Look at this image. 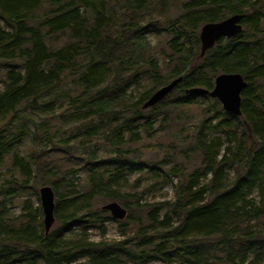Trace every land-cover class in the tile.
<instances>
[{
  "label": "trees",
  "instance_id": "1",
  "mask_svg": "<svg viewBox=\"0 0 264 264\" xmlns=\"http://www.w3.org/2000/svg\"><path fill=\"white\" fill-rule=\"evenodd\" d=\"M171 1L176 14L169 0H0V63L7 69L0 264H264V0ZM236 14L244 15L243 32L200 58L202 26ZM149 34L168 36L169 51L153 46ZM222 73H240L248 83L241 116L210 96L187 94L213 90ZM180 77L169 96L143 108ZM193 107L202 118L189 151L200 166L175 186L173 200L141 206L135 175L168 185L184 174L178 164L164 169L170 156L146 157L137 146L169 133ZM8 160L11 175L3 179ZM34 183L55 191L56 226L48 236L42 207L30 199L20 224L9 216ZM101 200L130 210L133 236L106 241L107 222H118L123 235L127 223L98 208Z\"/></svg>",
  "mask_w": 264,
  "mask_h": 264
},
{
  "label": "rangeland",
  "instance_id": "2",
  "mask_svg": "<svg viewBox=\"0 0 264 264\" xmlns=\"http://www.w3.org/2000/svg\"><path fill=\"white\" fill-rule=\"evenodd\" d=\"M169 3L171 5L173 4V7H171V9L175 14L180 11L178 9L177 4H174L171 0H169ZM147 37L149 41L152 42L153 46H156L158 49H163L164 51H169L166 45L168 36L164 34L161 36H156L155 34H149ZM158 52L161 53L160 51ZM161 65H162L163 73L167 74L170 72L171 67L167 65L166 61L162 60ZM5 68L3 63H0V91L2 89L1 79L4 77V74L7 71V69ZM262 87L264 90V81L262 82ZM205 102L208 103V101ZM29 114H30L29 112L24 113V115H29ZM42 118L44 117L42 116L39 119ZM201 118H202L201 109L197 107H193L191 108V110L187 112L186 117L181 118L180 120L177 121L176 124H174L173 129L169 133H165L164 135H160V136L156 135V137L152 140L146 139L137 146L139 148L141 147V150L150 153L149 155H146V157L152 156V158L155 159H164L166 158V156H170L168 157V160H173L174 162L168 163L164 169L168 170L171 165L178 164L184 174L182 177H178V178L173 177L172 181L168 185L166 184L155 185L154 184L155 179L152 177L151 174L144 173L143 176H141L140 174L135 175L131 181L135 182L136 183L135 185L141 186L139 192L144 193L142 194L143 200L141 201L140 204L141 206L173 200L175 197V186L178 185L180 182H182V179L186 178L187 175L190 174L195 168L200 166L201 158L199 156L193 155L189 151V148L193 145L195 141L197 127L198 124L200 123ZM26 151H32L29 141L27 142ZM60 162L62 165L66 167L71 166L72 164V162H69L64 158L61 159ZM11 170H12L11 161L8 160L7 163L4 165V167L1 168L2 171L1 177L3 179H9V176L11 175ZM161 175L163 174L161 173ZM229 175L230 177H232L233 171H230ZM138 180L140 181L139 183H137ZM38 181L40 180L38 179ZM5 184H7V181L5 182ZM42 186L43 185H38L37 183L31 184L32 188H30L25 193H23L21 198H17L16 200H14V205L11 206L9 211V216L12 219V223L15 224L21 223L22 219L20 218V215L24 200L30 199L35 207L41 206L39 189ZM111 202L112 201L109 200H101L100 202H98L97 207L102 208L104 205L109 204ZM129 213L130 210H128V215ZM134 215H137L135 217H139L140 215L142 216V219L145 220L142 212H139L138 209L134 211ZM124 223H127V228H126L127 232L125 235H123L122 233L123 231L120 229L118 222L116 221L107 222L106 241H108L109 243L120 242L126 240L129 236H133L135 233L132 230V226L134 222L132 223L131 220H126L124 221ZM55 226L56 224L54 225V227ZM90 233L92 240L98 242L101 239L100 234L96 230H91ZM41 264L44 263L41 262ZM124 264H135V263L132 262L130 259L125 258ZM149 264H163V263L154 261Z\"/></svg>",
  "mask_w": 264,
  "mask_h": 264
},
{
  "label": "water",
  "instance_id": "3",
  "mask_svg": "<svg viewBox=\"0 0 264 264\" xmlns=\"http://www.w3.org/2000/svg\"><path fill=\"white\" fill-rule=\"evenodd\" d=\"M243 14L232 15L220 22L207 23L200 31L201 55L203 58L207 51L213 49L221 39H233L244 30ZM183 78L175 79L171 83L157 90L144 104L143 108L148 109L163 101L182 82ZM248 83L240 73H222L217 76L213 90L204 88H193L187 94L210 96L217 99L225 112L241 116L242 93L247 88ZM41 206L44 214V228L48 235L56 224L55 216V191L52 186L44 185L39 190ZM104 211L111 213V217L117 221H123L128 216V209L119 202H111L102 207Z\"/></svg>",
  "mask_w": 264,
  "mask_h": 264
},
{
  "label": "bare ground",
  "instance_id": "4",
  "mask_svg": "<svg viewBox=\"0 0 264 264\" xmlns=\"http://www.w3.org/2000/svg\"><path fill=\"white\" fill-rule=\"evenodd\" d=\"M241 111H242V107H241ZM55 204H56V200H55ZM56 209V208H55ZM46 234V233H45ZM49 235V234H48ZM48 235H46V236H48ZM249 242H250V240H249Z\"/></svg>",
  "mask_w": 264,
  "mask_h": 264
}]
</instances>
